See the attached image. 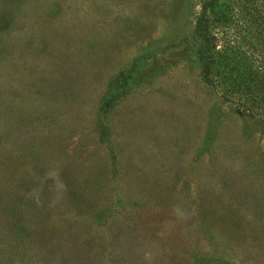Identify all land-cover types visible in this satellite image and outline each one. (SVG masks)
I'll use <instances>...</instances> for the list:
<instances>
[{
  "label": "rangeland",
  "instance_id": "rangeland-1",
  "mask_svg": "<svg viewBox=\"0 0 264 264\" xmlns=\"http://www.w3.org/2000/svg\"><path fill=\"white\" fill-rule=\"evenodd\" d=\"M202 16L264 70V0H0V264H264V127Z\"/></svg>",
  "mask_w": 264,
  "mask_h": 264
},
{
  "label": "trees",
  "instance_id": "trees-1",
  "mask_svg": "<svg viewBox=\"0 0 264 264\" xmlns=\"http://www.w3.org/2000/svg\"><path fill=\"white\" fill-rule=\"evenodd\" d=\"M199 20L196 34L200 39V45L195 52V58L200 68L201 79L207 86L221 91L222 98L232 104L240 116L249 118L256 126L263 128L264 70L249 67L236 73L228 70L221 72L214 36L207 32L205 16Z\"/></svg>",
  "mask_w": 264,
  "mask_h": 264
}]
</instances>
